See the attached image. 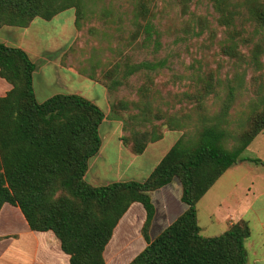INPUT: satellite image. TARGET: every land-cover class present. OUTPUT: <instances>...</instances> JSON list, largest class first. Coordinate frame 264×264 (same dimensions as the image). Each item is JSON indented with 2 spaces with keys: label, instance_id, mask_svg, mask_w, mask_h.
Returning <instances> with one entry per match:
<instances>
[{
  "label": "rangeland",
  "instance_id": "obj_1",
  "mask_svg": "<svg viewBox=\"0 0 264 264\" xmlns=\"http://www.w3.org/2000/svg\"><path fill=\"white\" fill-rule=\"evenodd\" d=\"M80 2L78 12L70 8L50 20L35 18L25 32L24 45L35 57L47 51L58 57L64 66L60 75L69 80L67 89L49 86L54 76L51 65L43 75L35 74L38 102L70 92L104 112L99 156L90 160L95 161L101 184L127 176L144 180L178 138L194 140L204 126L216 122L230 132L225 146L232 148L234 138L247 130L248 120L263 109L264 48L256 68L250 61H237L225 47L233 40L246 56L256 42H262L263 33L250 19V8L264 5V0ZM224 14L233 15L232 22H223ZM146 20L154 26L148 40L143 28ZM142 62L153 67L126 74L129 67ZM228 101V113L221 116ZM142 144L143 151L136 153L134 147ZM240 158L243 161L234 164L201 200L197 216L203 236L221 232L210 216L218 202L223 215L236 214L237 200L248 206L264 190V166L253 161L264 162V130ZM149 195L156 210L148 230L153 240L169 220L184 211L185 204L179 197L177 178ZM263 201H255L252 208L262 207ZM134 203L105 246V264H128L145 247L141 231L145 210L141 203ZM42 244L40 256L45 251ZM251 262L248 254L245 264Z\"/></svg>",
  "mask_w": 264,
  "mask_h": 264
},
{
  "label": "trees",
  "instance_id": "obj_2",
  "mask_svg": "<svg viewBox=\"0 0 264 264\" xmlns=\"http://www.w3.org/2000/svg\"><path fill=\"white\" fill-rule=\"evenodd\" d=\"M80 1L0 0V27H27L35 18L50 20L70 8L78 12ZM250 14L263 33L262 42L246 56L233 40L225 51L258 68L264 48V5L252 6ZM233 19L221 15L226 24ZM153 27L146 20V40ZM149 67L153 66L146 62L135 64L126 74ZM34 70L23 49L0 43V77L11 85L0 96V209L4 204L17 206L32 231H51L69 264H104L105 246L134 202L145 210L141 231L146 245L128 264H245L249 223L241 219L219 235L203 236L197 203L228 168L243 161L241 153L264 129V107L248 120L247 130L234 138L232 148L225 146L230 132L216 122L204 126L194 140L178 138L144 180L95 185L85 175L101 146L104 112L76 93H58L38 102ZM229 106V101L224 104L221 116ZM143 149V144L134 147L136 153ZM253 161L264 166L259 159ZM174 178L180 182L186 209L151 240L148 230L155 207L149 193Z\"/></svg>",
  "mask_w": 264,
  "mask_h": 264
},
{
  "label": "crops",
  "instance_id": "obj_3",
  "mask_svg": "<svg viewBox=\"0 0 264 264\" xmlns=\"http://www.w3.org/2000/svg\"><path fill=\"white\" fill-rule=\"evenodd\" d=\"M33 20L27 27H17V26H8V25L0 27V43L6 46L19 47L29 55V58L35 64V70L33 72V87H34L35 74L40 73L41 75H43L45 68L51 65L53 66L54 69V76L53 79L49 81L48 85L49 86L59 85L60 87L67 89L69 85V80H67L66 78L60 75V71L64 69V66L62 62L59 61V59H57L58 57L53 58L52 55H50L49 52L47 51L46 53L36 54V57L40 58L39 59L40 61H36L37 58L33 56L34 53L31 52V50L24 45V36L26 35V33H28V28H30V26L32 25ZM46 54H49V56H46ZM33 57H35V59H33ZM67 69L69 71H73L74 73L76 72L74 69H71L70 67H68ZM10 88L11 85L5 79L0 77V96H4L10 90ZM66 93H70V92H66ZM119 141L121 143V140ZM98 156L99 153H97L95 157H93V159L97 158ZM233 166L228 168L220 177H222L226 172L230 171L233 168ZM96 176H97V170L95 169V161L93 162L89 161L85 179H87L92 184L102 185ZM219 178L198 201L197 214H198V209L200 210V207L201 209L203 207L201 201L202 198L208 196L210 190H212L213 186L216 185ZM128 179L129 176H127V178L120 177L115 181H125ZM108 183L109 182H106V184ZM179 197H181V185H180ZM261 198H264V190L260 192V195L255 197V201ZM218 203H217V207L215 208V210L212 211L211 213L212 215L210 216L212 217L211 218L212 222L214 224H217V226L221 229L220 234L226 231L227 228L232 223L241 219H245L249 223L251 229V234L246 239L247 247L245 246V248L247 250V257L249 254L252 264H257L258 262L264 264V201L262 202L263 205L262 207L258 206L256 209H254L252 208L253 203L249 202L248 206H246L244 205L245 202L243 200H237L235 203L236 209H234L236 214L233 213L226 215L222 214L221 211L222 207ZM134 204L135 203H132L129 206V208H131V206ZM226 211L230 212V208L227 207ZM260 211H262V214L260 213ZM155 214H156V210L153 218L155 217ZM178 216L179 215L169 220L166 226L172 223ZM135 218L137 219L138 215L135 216ZM197 222H198V216H197ZM200 233H201V227H200ZM42 242H43L42 246L45 249V251H44V255L40 256L39 251ZM244 245H245V241H244ZM0 264H69V258L66 254L62 252L58 239L54 236V234L51 231H44V232L32 231L29 228L27 221L25 220L19 207L10 204H4L0 209Z\"/></svg>",
  "mask_w": 264,
  "mask_h": 264
}]
</instances>
